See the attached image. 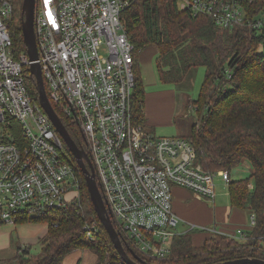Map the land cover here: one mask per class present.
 <instances>
[{
  "label": "built area",
  "instance_id": "built-area-1",
  "mask_svg": "<svg viewBox=\"0 0 264 264\" xmlns=\"http://www.w3.org/2000/svg\"><path fill=\"white\" fill-rule=\"evenodd\" d=\"M134 1L37 0L36 61L50 98L79 123L123 242L146 258H167L181 233L173 210V185L213 199L214 177L220 175L227 183L230 173L203 169L189 138L157 135L135 121V48L123 21L124 11ZM246 1L176 3L179 9L207 15L224 28L247 26L264 46V9L250 14ZM13 13V1L0 0V218L11 223L22 214L38 217L79 197V182L64 156L63 139L30 92L27 54L15 55L9 24ZM254 220L252 214L251 225ZM210 232L218 230L211 227ZM231 235L244 241L248 234L238 228Z\"/></svg>",
  "mask_w": 264,
  "mask_h": 264
},
{
  "label": "trees",
  "instance_id": "trees-1",
  "mask_svg": "<svg viewBox=\"0 0 264 264\" xmlns=\"http://www.w3.org/2000/svg\"><path fill=\"white\" fill-rule=\"evenodd\" d=\"M246 2L250 14L264 9V0ZM22 19V13L14 9L9 24L15 55L26 50ZM123 21L135 48L132 93L135 121L145 123L146 89L139 56L147 46L155 45L156 68L163 83L180 84L191 69L205 66L199 95L188 102L196 107L197 116L190 132L183 135L195 147L196 162L205 170L227 169L232 174V169L247 159L252 168L249 177L230 176L227 182L230 204L254 214L246 240L216 232L195 245L190 232H181L174 238L172 253L167 258H146L139 254L140 258L144 264H214L242 257L264 259V54L259 51V35L247 26L221 27L207 15L179 9L176 0H136L124 11ZM25 69L29 72V65ZM28 83L33 99L39 104L31 75ZM44 86L68 132L85 149L79 123L63 114ZM63 144L64 156L79 182L78 200L50 208L38 217L27 213L18 217L15 223H47V231L39 239L40 250L32 253L28 246H18L15 255L0 259V264H63L65 256L76 248L94 252L95 264H127L97 216L84 173L64 141ZM3 222L0 218V224ZM91 225H97V229ZM124 246L132 256V249L125 243Z\"/></svg>",
  "mask_w": 264,
  "mask_h": 264
},
{
  "label": "rangeland",
  "instance_id": "rangeland-1",
  "mask_svg": "<svg viewBox=\"0 0 264 264\" xmlns=\"http://www.w3.org/2000/svg\"><path fill=\"white\" fill-rule=\"evenodd\" d=\"M16 12H21L23 0H12ZM259 51L264 54V46L260 45ZM101 52H104L101 49ZM24 52H19L23 54ZM25 54H27L25 50ZM157 52L154 45L147 46L139 56L141 72L145 82L146 91H161L166 90L172 93L173 97L169 96L168 92L158 96L152 105L156 109L157 118L164 120L169 115L170 121L166 124H159L157 127V135H187L190 128L197 116L196 107L193 104H188L190 99H196L199 95L201 85L205 75V66H197L190 70L186 80L180 85L175 83H163L158 78L155 58ZM19 55L16 54V57ZM167 103L171 104L169 114L162 113V108ZM150 108L147 104L146 110ZM66 153V151H64ZM247 166L244 163L232 169V179H240L249 177L252 168L248 160ZM243 161V162H244ZM215 191H216V204L220 201H226L228 198L227 183L220 176L214 177ZM46 222H16L11 223L4 221L0 224V258L12 257L17 250L18 246L27 247L32 253H38L40 250L39 235ZM180 231V226H177ZM13 254V255H12ZM12 255V256H11ZM80 258L78 264H95L94 253L86 248H76L71 250L63 261V264H75L77 259Z\"/></svg>",
  "mask_w": 264,
  "mask_h": 264
},
{
  "label": "crops",
  "instance_id": "crops-1",
  "mask_svg": "<svg viewBox=\"0 0 264 264\" xmlns=\"http://www.w3.org/2000/svg\"><path fill=\"white\" fill-rule=\"evenodd\" d=\"M139 69L141 72L140 61H139ZM141 75L143 77L142 72ZM182 83H180V85ZM169 91L166 90L146 91L145 125L151 128L155 133L157 131V127L159 124H166L170 121V119H169V115H167V118H165L164 120L157 118L158 117L157 112L154 106L152 105V102L158 99L157 97L163 95L165 92L169 93L170 98L171 96L173 97L172 93H170ZM148 103L150 108L146 110ZM171 107L172 105L167 103L166 100V106L162 108V113L169 114ZM243 163L246 166L248 165L247 162L245 161ZM172 193H173V210L179 217L178 226H180V231L190 232L192 241L195 245L202 244L207 237L213 234L212 232H210L211 227H215L218 230V232H223L226 234H234L238 228H242L245 231H248L252 227L250 221L252 214L246 209L232 206L230 204L229 195L226 201H222V202L220 201L219 204H216V197H217L216 191L214 198L210 199L203 195L197 194L196 192L192 191L187 187L180 185H173ZM36 222H41V221H36ZM36 222H31V223H36ZM46 231H47V223H46V227H44L40 231L42 233L41 235H39V239L46 233ZM94 260H95L94 263H96L97 256L95 253H94ZM79 261L80 258L77 259L75 264H78Z\"/></svg>",
  "mask_w": 264,
  "mask_h": 264
},
{
  "label": "water",
  "instance_id": "water-1",
  "mask_svg": "<svg viewBox=\"0 0 264 264\" xmlns=\"http://www.w3.org/2000/svg\"><path fill=\"white\" fill-rule=\"evenodd\" d=\"M36 1L37 0H23L21 6V13L23 15L21 29L23 41L26 46L27 57L30 61L29 70L35 80L36 88L38 91L39 104L52 121L55 130L62 137L63 141L74 155L78 165L84 173L89 196L93 203L97 216L105 227L120 257L127 264H144V260L140 258L138 254L131 250V254L133 256L132 257L126 250L124 242L111 219L109 207L98 185L96 173L88 153L72 138L60 116L56 113L46 93L41 68L39 63L36 61V59L38 58V47L34 28ZM214 264H264V259L258 257H242Z\"/></svg>",
  "mask_w": 264,
  "mask_h": 264
}]
</instances>
